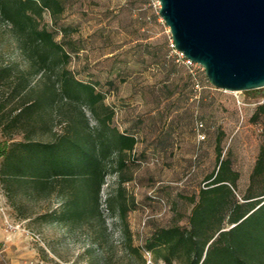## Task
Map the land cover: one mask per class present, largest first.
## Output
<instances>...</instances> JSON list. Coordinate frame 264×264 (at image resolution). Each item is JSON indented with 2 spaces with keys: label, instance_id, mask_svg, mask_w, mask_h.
I'll list each match as a JSON object with an SVG mask.
<instances>
[{
  "label": "rangeland",
  "instance_id": "1",
  "mask_svg": "<svg viewBox=\"0 0 264 264\" xmlns=\"http://www.w3.org/2000/svg\"><path fill=\"white\" fill-rule=\"evenodd\" d=\"M67 11L57 24L45 14L47 26L58 38L72 42L71 68L77 77L93 81L116 111L114 123L138 136L129 158L133 180L126 183L136 207L128 213L133 245L143 243L158 225L178 219L185 224L190 214L191 196L198 193L205 176L217 166L216 137L221 136L223 156L231 159L240 173L235 193L249 191L250 174L264 141V116H252L264 99V87L229 91L216 88L199 63L187 65L173 47L170 27L159 14L158 0H64ZM66 28V29H65ZM22 57L6 24L0 23V64ZM10 88L0 86V104L14 102ZM197 118L206 126V139L198 140ZM21 139L14 127L3 132L0 141ZM116 185L111 174L102 191L101 226L103 238L95 242V226L82 221L67 226L55 218L60 205L56 191L38 196L18 189L10 199L0 182L9 217L40 233L43 243L21 231L12 233L0 263L23 253L19 264H166L149 262L130 249L122 232V222L106 204L107 194ZM165 203L152 201L154 186ZM259 188V184L254 187ZM96 222V221H95ZM97 223V222H96Z\"/></svg>",
  "mask_w": 264,
  "mask_h": 264
},
{
  "label": "trees",
  "instance_id": "2",
  "mask_svg": "<svg viewBox=\"0 0 264 264\" xmlns=\"http://www.w3.org/2000/svg\"><path fill=\"white\" fill-rule=\"evenodd\" d=\"M66 11L64 0H0V23L9 28L23 59L21 64H0V86H8L14 100L0 104V126L3 132L16 127L22 133L21 139L0 141V182L9 198H16L17 188L34 196L56 191V220L72 227L89 221L96 227L93 239L101 242L102 191L108 176L115 174L116 185L105 199L108 210L122 222L130 249L140 256L150 254L149 262L264 264V141L249 191L238 198L240 173L223 156L218 135L217 166L190 197L187 222L158 225L143 243L133 245L127 217L136 200L126 183L133 180L129 158L138 136L114 123L116 111L105 93L71 68L77 47L45 23V14L57 24ZM262 116L264 99L252 117ZM197 122L205 134L198 140H205V123L196 119V135ZM156 188L150 189L149 198L165 203Z\"/></svg>",
  "mask_w": 264,
  "mask_h": 264
},
{
  "label": "water",
  "instance_id": "3",
  "mask_svg": "<svg viewBox=\"0 0 264 264\" xmlns=\"http://www.w3.org/2000/svg\"><path fill=\"white\" fill-rule=\"evenodd\" d=\"M176 50L199 63L213 86L264 87V0H159Z\"/></svg>",
  "mask_w": 264,
  "mask_h": 264
},
{
  "label": "built area",
  "instance_id": "4",
  "mask_svg": "<svg viewBox=\"0 0 264 264\" xmlns=\"http://www.w3.org/2000/svg\"><path fill=\"white\" fill-rule=\"evenodd\" d=\"M159 2V0H158ZM174 47V44H173ZM175 48V47H174ZM176 50V49H175ZM180 56L182 57L183 61L187 64V65H192L195 62L191 61L190 59L186 58L181 52H179L178 50H176ZM203 126V124L201 122H197V136L198 139H204L205 138V134L200 130L201 127ZM0 218L3 221V225L5 227V229L9 232H16V231H21L24 234L28 235L32 240L39 242V243H43L42 237L40 235V233H38L35 230H32L28 227L22 226L21 223L15 222L13 221V219L11 217H9V214L7 212V207L4 201V197H3V193L1 191L0 188ZM3 251L4 248L1 246L0 244V259L2 260L3 258ZM150 261V260H149ZM0 264H16V263H0Z\"/></svg>",
  "mask_w": 264,
  "mask_h": 264
},
{
  "label": "crops",
  "instance_id": "5",
  "mask_svg": "<svg viewBox=\"0 0 264 264\" xmlns=\"http://www.w3.org/2000/svg\"><path fill=\"white\" fill-rule=\"evenodd\" d=\"M12 233H14V232H9L5 229V227L3 225V221L0 218V242H4V241L7 242V248H5L6 251H10V248L8 246V240H10L12 238ZM20 250L21 249L18 248L17 253L16 252L13 253V256H12V254L10 255V252H7L8 253L7 256L12 259L11 263L19 264V258H21V256L23 255V253H21L22 251H20Z\"/></svg>",
  "mask_w": 264,
  "mask_h": 264
}]
</instances>
